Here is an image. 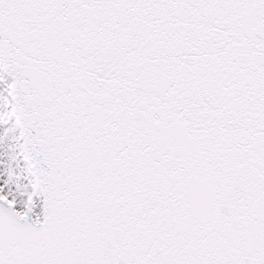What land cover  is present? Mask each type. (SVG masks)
<instances>
[{"label": "snow or ice", "instance_id": "1", "mask_svg": "<svg viewBox=\"0 0 264 264\" xmlns=\"http://www.w3.org/2000/svg\"><path fill=\"white\" fill-rule=\"evenodd\" d=\"M0 264H264V0H0Z\"/></svg>", "mask_w": 264, "mask_h": 264}]
</instances>
